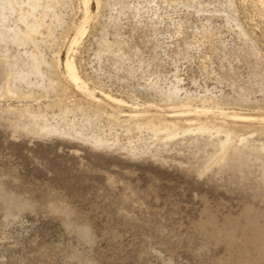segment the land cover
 I'll use <instances>...</instances> for the list:
<instances>
[{"label": "rangeland", "instance_id": "rangeland-1", "mask_svg": "<svg viewBox=\"0 0 264 264\" xmlns=\"http://www.w3.org/2000/svg\"><path fill=\"white\" fill-rule=\"evenodd\" d=\"M9 1L0 264H264V124L218 130L222 111L264 117V4L89 0L71 51L84 0ZM72 57L123 103L72 86ZM162 119L177 137L150 129Z\"/></svg>", "mask_w": 264, "mask_h": 264}, {"label": "bare ground", "instance_id": "bare-ground-1", "mask_svg": "<svg viewBox=\"0 0 264 264\" xmlns=\"http://www.w3.org/2000/svg\"><path fill=\"white\" fill-rule=\"evenodd\" d=\"M3 2V0H0V2ZM12 3V0H10ZM9 1V2H10ZM261 3L264 4V0H260ZM15 3V1H13ZM91 2V1H90ZM90 2L89 0H84L85 3V7H86V16L84 19V22L77 28L76 30V36L75 38H73L72 42H71V46H70V50L74 51L76 48V46L79 44L80 40L82 39L81 37H83V35L85 34L86 31V25L89 23L91 17V8H90ZM4 3V2H3ZM4 5V4H3ZM0 4V19L3 20V11H5V7ZM10 5V4H9ZM10 9V8H9ZM8 10V9H7ZM33 11V10H32ZM36 11V10H35ZM21 17V16H20ZM32 28V26L30 27ZM31 30V29H30ZM2 31V29H1ZM33 32L36 33V31H29L26 34H21L18 36L19 41L22 44L29 42H32V38L33 37ZM39 32V30H38ZM22 33V32H21ZM38 35V34H37ZM36 37V36H35ZM15 38V37H14ZM17 39V38H16ZM17 39V40H18ZM18 42V41H17ZM76 51V50H75ZM69 53V52H68ZM72 56V55H71ZM33 58V57H32ZM73 58V57H72ZM60 60V59H58ZM57 60V61H58ZM59 62V61H58ZM61 62V61H60ZM59 62V63H60ZM56 64V63H54ZM58 68L59 67H55ZM36 70V69H35ZM50 70V69H49ZM65 70H66V78L72 83V86H75L77 88V90H80L83 93H87L89 94V96H91L95 101H97L98 103H102V102H108L111 103V105H115V104H122L123 102L121 100H118V98H114L111 95L105 94L103 93V98L102 99H98L95 97L96 95L94 94V92H92L89 88L88 83H86L82 77L80 76V73L77 69V64H76V59L73 58H68L66 63H65ZM39 72V71H38ZM35 73V71H34ZM37 74V72H36ZM59 75V73H58ZM21 76V75H20ZM28 76V75H27ZM64 76V75H63ZM57 77V76H56ZM59 77V76H58ZM62 77V76H61ZM43 78V77H42ZM58 79V78H57ZM62 79V78H61ZM64 81V79H63ZM57 82V81H56ZM69 84V83H68ZM57 85V84H56ZM65 87V85H64ZM66 88V87H65ZM68 88V87H67ZM63 90V89H62ZM67 90V89H66ZM66 90L64 92H66ZM86 94V95H87ZM88 98V97H87ZM194 98H192L193 100ZM202 99V98H201ZM205 99V98H204ZM190 100V99H189ZM195 100V99H194ZM198 100V99H197ZM200 100V99H199ZM92 102V101H91ZM201 102V100H200ZM198 102V103H200ZM208 102V101H207ZM94 103V102H93ZM193 105V103H191ZM125 105V104H124ZM180 105V104H178ZM95 107V106H94ZM183 107H191L189 103H185L183 104ZM96 109V108H95ZM190 109V108H189ZM191 110V109H190ZM207 110V109H206ZM96 111V110H94ZM101 111V110H100ZM197 111V109L195 110ZM211 111V110H210ZM178 112V111H177ZM105 113V111H104ZM106 114V113H105ZM218 117L220 118L221 122L219 123V127L218 130L225 132L226 134H228L229 136H231L234 133L243 131L242 129H251L253 126L255 127V125L259 126H263L264 124V117H254L251 115H245V114H239V113H235V112H225L222 111L219 113ZM108 119L114 123H117L119 125H128V120H121L119 118H117L116 116H108ZM159 119V118H158ZM149 124V123H148ZM193 123L190 122L189 125H192ZM199 126H211V124H204V123H198ZM153 125V124H152ZM149 126V125H148ZM147 126V127H148ZM131 127V126H129ZM141 128V125L139 126ZM146 127V126H145ZM155 127V126H154ZM136 128V127H135ZM260 128V127H259ZM152 130H154L155 132H157L158 134H166L169 138H175L177 137L179 131H180V125L175 124V123H171L167 120H160V125L157 128H150ZM255 129H258L257 127ZM263 128L261 127V130ZM135 130V129H134ZM252 130V129H251ZM260 130V133H261ZM245 131V130H244ZM248 131V130H247ZM254 131V130H253ZM259 131V130H257ZM256 131V132H257ZM263 131V130H262ZM255 133V132H254ZM264 133V132H263ZM157 135V134H156ZM158 136V135H157ZM96 144H102V141H96Z\"/></svg>", "mask_w": 264, "mask_h": 264}]
</instances>
